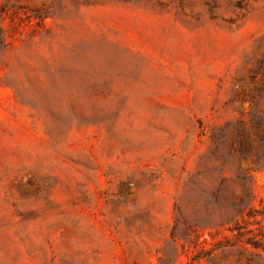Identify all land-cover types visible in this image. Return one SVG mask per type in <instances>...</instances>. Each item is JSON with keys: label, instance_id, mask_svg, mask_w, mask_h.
Returning <instances> with one entry per match:
<instances>
[{"label": "rangeland", "instance_id": "374dc122", "mask_svg": "<svg viewBox=\"0 0 264 264\" xmlns=\"http://www.w3.org/2000/svg\"><path fill=\"white\" fill-rule=\"evenodd\" d=\"M0 264H264V0H0Z\"/></svg>", "mask_w": 264, "mask_h": 264}]
</instances>
